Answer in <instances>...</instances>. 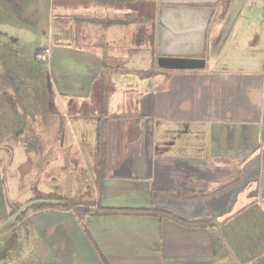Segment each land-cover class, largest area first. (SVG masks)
I'll use <instances>...</instances> for the list:
<instances>
[{"label": "crops", "instance_id": "0c3cea01", "mask_svg": "<svg viewBox=\"0 0 264 264\" xmlns=\"http://www.w3.org/2000/svg\"><path fill=\"white\" fill-rule=\"evenodd\" d=\"M223 1H55L73 16L55 21L60 35L49 55L56 50L76 67L74 58L88 59L80 73L91 77L81 94L70 93L82 86L72 80L63 86L51 82L63 97L55 107L57 120L20 136L33 138L23 144L32 147L42 173L56 164L52 174L71 180L70 199L92 201L86 206L91 211L98 206L148 209L160 193L216 192L241 177L244 163L264 156V58L259 68H219L224 49L240 37H231L234 29L228 39L213 37L216 8ZM162 8L213 11L203 54L196 57L206 61L203 68L174 72L159 66ZM258 39L264 50V37ZM125 115L140 122L108 123L107 159L101 166L100 118ZM84 124L94 126L92 138ZM216 185L221 188L211 191ZM90 213L80 219L76 209L33 212L37 253L21 264H252L264 252V196L210 228L168 217ZM13 223L0 224V230L20 227Z\"/></svg>", "mask_w": 264, "mask_h": 264}, {"label": "rangeland", "instance_id": "374dc122", "mask_svg": "<svg viewBox=\"0 0 264 264\" xmlns=\"http://www.w3.org/2000/svg\"><path fill=\"white\" fill-rule=\"evenodd\" d=\"M55 1L0 0V224L7 221H13L12 226L20 224L16 230H0V264H21L23 257L35 258L37 248L32 226L35 211L25 209L29 202H50L61 196L66 199L72 196L71 180L52 174V171L57 173L54 171L56 164L42 173L37 160L34 161L32 147L26 148L23 144V141H32L33 138L20 136L23 132L31 134L35 130L47 129L51 120H57L55 107L63 97L54 93L51 82L63 86L72 80L82 86L70 93L81 94L82 87L91 77L88 73H80L81 65L88 59L74 58L78 64L76 67L72 58L65 60L56 50L49 55L50 49L55 46V35H60L55 21L73 16L71 10L65 12ZM78 22L80 24V20ZM213 23H217L212 30L213 37L221 34L219 38L223 35L229 38L232 29L231 37L240 36L237 38L239 42L229 40L230 44L220 56L219 68L240 70L249 66L262 67L263 44L256 41H259V36L261 39L264 37V0H224L216 8ZM92 35L96 40L95 31ZM57 58L58 61H55ZM154 65H157L155 61ZM71 69L75 72L68 73ZM63 121L66 122L67 118ZM84 125L92 138L94 126ZM253 185L246 191L256 189L252 188ZM219 187L216 185L211 191ZM253 194L257 195V192ZM75 201L83 207L92 205V201ZM14 206L21 210L11 217Z\"/></svg>", "mask_w": 264, "mask_h": 264}, {"label": "water", "instance_id": "95a60500", "mask_svg": "<svg viewBox=\"0 0 264 264\" xmlns=\"http://www.w3.org/2000/svg\"><path fill=\"white\" fill-rule=\"evenodd\" d=\"M161 5H215L219 0H148ZM212 10H184L162 8L160 51L158 64L166 69L203 68V54L207 26ZM193 21L197 25H187ZM194 26V27H193ZM253 183L259 184L258 196H264V156L256 157L242 169L241 177L234 183L207 195L194 198H178L160 193L154 201L157 208L173 212L191 221L200 218L217 219L230 214L238 198Z\"/></svg>", "mask_w": 264, "mask_h": 264}, {"label": "trees", "instance_id": "16d2710c", "mask_svg": "<svg viewBox=\"0 0 264 264\" xmlns=\"http://www.w3.org/2000/svg\"><path fill=\"white\" fill-rule=\"evenodd\" d=\"M100 121H101V123L98 124V129H97V157L99 159V163H101V166H103L106 162V159H107V127H108V123L109 122L134 121V124L138 125L140 122V117H131L129 115L118 116V117H115V116L114 117H105L104 116V118L103 117L100 118ZM261 138H262V145L264 147V125L262 127ZM122 139H125V137L121 138V140ZM252 159L253 158H251L250 160H248L246 163H244L242 165L241 174H242L243 167L247 163H249ZM238 179H236L235 181H237ZM227 185H229V184H227ZM227 185H225V186H227ZM224 187H222V188H224ZM252 188H256V189H253V191L251 189L246 191L247 190L246 189L245 192L239 196L238 201H237L234 209L232 210V212L230 214L223 216L222 218L217 219L216 223H218V222L230 217L231 215H233L234 210H236V211L239 210L241 208V206H245V205L248 206V205L254 203L258 199L259 184L254 183ZM255 192H257V195L253 194ZM252 194L254 195L253 197H252ZM171 195L178 197V198H194V197L203 196L205 194H192V195H186V196L179 195V194H171ZM245 198L248 199V201H250V202L246 201ZM83 208H85L84 211H83ZM25 209H33L35 211L48 210V209H61V210L62 209L63 210L76 209V213L78 215V218H80V219H81V216L87 215L90 212H91L90 214H92V215L131 214V215H137V216H155V217H161V218L168 217V218L174 219L176 221H179L185 225L200 227V228H210V227L214 226V221L211 218H200V219H195V220H191V221H186V220L180 218L179 216H177L176 214H174L173 212H171L169 210L157 208L154 204V201L152 203V206L148 209H141V208H103V207L98 206L95 211H91L88 207H83V205H81V203H79L78 201H75L72 199H66L64 196H61V197L57 198L56 200L50 201V202H45V201L44 202L43 201H41V202H37V201L29 202L27 204V207H25ZM20 210H21V208L14 206L12 209V212H11V217L15 216L18 213V211H20ZM22 217L23 216H21V218ZM251 262H252V264H264V252L256 255L252 259Z\"/></svg>", "mask_w": 264, "mask_h": 264}]
</instances>
